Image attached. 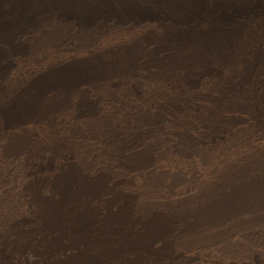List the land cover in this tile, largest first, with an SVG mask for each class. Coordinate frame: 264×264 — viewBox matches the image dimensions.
<instances>
[{
	"label": "rangeland",
	"instance_id": "1",
	"mask_svg": "<svg viewBox=\"0 0 264 264\" xmlns=\"http://www.w3.org/2000/svg\"><path fill=\"white\" fill-rule=\"evenodd\" d=\"M22 41L0 74V264H264V12L50 11Z\"/></svg>",
	"mask_w": 264,
	"mask_h": 264
},
{
	"label": "bare ground",
	"instance_id": "2",
	"mask_svg": "<svg viewBox=\"0 0 264 264\" xmlns=\"http://www.w3.org/2000/svg\"><path fill=\"white\" fill-rule=\"evenodd\" d=\"M50 11L79 26L103 19L134 25L148 21L184 28H230L263 13L264 0H0V74L10 66L8 57L25 50L22 38L38 17Z\"/></svg>",
	"mask_w": 264,
	"mask_h": 264
}]
</instances>
